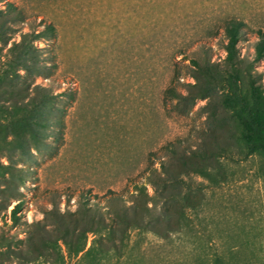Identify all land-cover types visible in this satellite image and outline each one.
Listing matches in <instances>:
<instances>
[{
	"label": "rangeland",
	"instance_id": "rangeland-1",
	"mask_svg": "<svg viewBox=\"0 0 264 264\" xmlns=\"http://www.w3.org/2000/svg\"><path fill=\"white\" fill-rule=\"evenodd\" d=\"M11 2L17 6L8 13L18 28L16 39L47 23L56 26V39L37 43L44 55H56L57 66L38 81L56 94L59 121L30 157L15 158L25 178L16 180L14 195L0 193V248L8 238L27 249L28 235L38 234L35 224H52L54 212L74 211L85 199L95 208H122L140 196L135 181L148 186L152 159L180 171L175 151L199 145L210 130L214 104L191 99L197 85L190 58L224 69L225 23L238 19L245 22L237 48L246 66L264 33V0H0V7ZM253 64L250 73L264 87V57ZM170 86L191 98H171ZM257 165L256 159L245 161L235 179L219 187L184 174L197 204L188 209L187 232L134 230L131 260L188 264L231 246L237 258L264 264V178L257 176ZM178 208L171 205L174 221ZM14 209L18 222L11 218ZM160 223L163 230L166 224ZM7 262L43 264L18 257Z\"/></svg>",
	"mask_w": 264,
	"mask_h": 264
},
{
	"label": "trees",
	"instance_id": "trees-1",
	"mask_svg": "<svg viewBox=\"0 0 264 264\" xmlns=\"http://www.w3.org/2000/svg\"><path fill=\"white\" fill-rule=\"evenodd\" d=\"M16 8L13 2L9 8L0 7V175L5 177L0 183V193L11 195L18 191L16 180L24 182L25 178L15 158L30 157L45 141L47 131L59 121L54 117L56 94L38 81L39 77H51L57 62L55 54L44 55L37 41L50 39L51 35L56 39V26L47 23L43 30L23 32L16 39L18 28L8 16ZM244 26L245 22L238 19L225 23L228 38L224 44L227 51L224 69L190 58L194 67L191 75L197 85L192 98L174 86L166 91L178 100L210 98L214 103L209 112L210 130L199 145L175 151L180 171L173 170L166 161L152 159L153 164L147 169L148 186L136 181L133 184L140 196L122 208H95L85 199L74 211L54 212L57 215L52 224H35L38 234L28 235L27 249H17L12 240L5 238L4 248H0V264H8L12 257L25 259L27 263L42 259L43 264H141L130 258L134 230L165 236L187 232L191 225L188 209L196 208L197 204L192 203L194 187L184 184V174H197L219 187L233 181L245 161L256 159L255 172L264 178V87L250 73L253 62L264 57V33L257 42L254 59L244 66L237 48ZM218 106L222 111H218ZM173 203L179 204L175 221ZM1 206L0 201V209ZM18 211L12 210L14 222L20 221ZM160 222L166 224L163 230L159 228ZM90 234L94 238L88 246ZM188 264L257 263L237 258L234 247L224 246Z\"/></svg>",
	"mask_w": 264,
	"mask_h": 264
}]
</instances>
